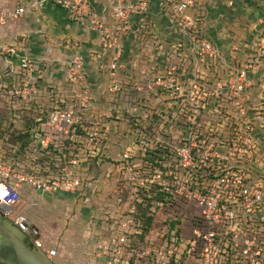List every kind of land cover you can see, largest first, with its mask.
Wrapping results in <instances>:
<instances>
[{"label":"rangeland","instance_id":"1","mask_svg":"<svg viewBox=\"0 0 264 264\" xmlns=\"http://www.w3.org/2000/svg\"><path fill=\"white\" fill-rule=\"evenodd\" d=\"M227 58L230 60L229 56ZM219 61L217 57L213 61L216 64L198 67L199 72L193 76L196 88L187 83V75L192 78L195 66L185 63L179 67L175 75L181 74L184 68V76L180 78L185 82L176 85L178 90L174 96L172 90L153 86L147 97H139L131 92H139L140 86L137 89L135 85L125 84L127 96L131 98L120 100L118 106L121 109L123 104L127 110L119 113L111 107L107 115L98 117H94L88 107H83L79 99H74L76 86L67 79V84L57 88L46 87L41 80H31L27 85L30 88H26L22 73L13 84L5 75L1 76L0 165L14 170L13 174L37 176L48 171L54 174L57 168L69 166L67 161L74 159L82 184L95 183L97 188L105 190L113 200L119 221L126 220L135 201L162 192L164 201L149 210L153 221L144 236V252L151 254L150 242L155 239L173 252L175 264H264L263 225L246 217L229 223L223 222L222 217L205 222L197 200V196L207 190L210 192L213 186L210 175L218 165L217 160H223L217 155L226 156V160L233 163L230 160L233 134L218 128L223 112L232 106L230 85H224L228 83L225 82L219 87L218 83L229 79L232 70L221 72ZM64 97L68 98L66 102L56 104V100ZM118 106L115 107L118 109ZM70 108L78 115V128L84 135L79 140L83 143L79 148L69 147L63 165L37 164L38 155L32 148H21L25 133L37 122L48 123L54 109ZM95 125L100 132L96 147L84 146ZM224 141L228 144L221 147ZM107 142L110 148L103 147ZM187 150H191V164H184L181 158ZM241 167L246 173L249 165ZM262 184L264 186V182ZM23 189L14 207L16 211L25 200ZM26 208L27 204H23L17 213H23ZM130 231L133 232L132 227ZM135 258L137 264H141L138 255Z\"/></svg>","mask_w":264,"mask_h":264},{"label":"crops","instance_id":"2","mask_svg":"<svg viewBox=\"0 0 264 264\" xmlns=\"http://www.w3.org/2000/svg\"><path fill=\"white\" fill-rule=\"evenodd\" d=\"M89 1L97 15L109 19L106 11L110 10L112 0ZM147 3L145 14L131 17L134 32L120 38L121 56L111 76L108 70L99 67L96 58L101 53L98 34L73 21L65 10L41 0H0V47H12L16 51L15 55L0 51V78L5 75L8 82L15 83L18 75H24L19 58L27 56L32 62L33 79L41 80L46 87L57 88L67 84V61L80 54L84 61L85 80L82 86L75 85V93L86 88L91 96L94 117L107 115L111 107L120 113L127 109L123 104L119 109V101L131 98L127 96L125 84L135 85L137 89L140 86L139 92L131 93L147 97L152 87L150 82L156 75L164 73L166 60L176 59L172 53L178 44L184 45L181 51L188 58L183 60V66L185 63L196 66L192 68V78L200 70L198 66L204 68L216 64L213 61L218 57L221 72L228 68L232 70V76L221 79V83H231L234 69L249 54L247 45L264 26L259 24L264 16L261 0H199L192 15L200 18L201 35L215 52L213 59L199 63L189 57L187 39L173 29L161 7V0H147ZM18 8H23L24 12L16 14ZM110 54L105 55L104 64L110 62ZM187 76L192 79L189 74ZM260 76V72L249 75L253 98L258 92ZM103 147L110 148V142ZM23 190L26 201L19 208L23 204H27V208L21 214L32 224V235L42 248L56 251L55 264L104 263L98 256L97 243L111 235L112 218L117 216L113 200L105 190L90 182L82 184L75 192ZM13 229L9 224L0 223V253L10 257L16 251L12 242Z\"/></svg>","mask_w":264,"mask_h":264},{"label":"built area","instance_id":"3","mask_svg":"<svg viewBox=\"0 0 264 264\" xmlns=\"http://www.w3.org/2000/svg\"><path fill=\"white\" fill-rule=\"evenodd\" d=\"M261 1L264 3V0ZM41 2H50L62 8L73 21L84 24L86 28L98 34L101 53L96 58L99 67L108 70L111 76L114 75L121 56L120 38L134 32L135 27L131 17L143 15L148 9L147 0H112L110 10L106 11L109 12V19H106L105 16H99L94 12L89 0H41ZM198 2L199 0H161V7L173 29L187 39L189 57H194L199 63H204L208 59H213L215 52L212 45L201 35L200 18L192 15V10L198 6ZM23 12V8H18L15 13L22 14ZM259 24L264 25V16L260 18ZM183 46L178 44L174 48L172 54L177 56L176 59L166 60L167 66L164 73L153 78L150 82L152 87L172 90L171 94L174 96L175 90H178L176 85L185 82L180 78L184 76V68L181 74L178 72V76L175 75L176 70L183 66V60L188 59L181 51ZM246 49L249 50V54L239 67L234 69L232 82L224 84L230 85L232 106L229 111L223 112L218 124V128L231 131L233 134L230 145L233 156L230 160L235 165L228 162L226 156L217 155L218 159L223 160H217L218 165L210 175L213 182L210 192L207 190L205 194L199 196L194 194L193 196H197L205 222L217 221L219 217H222L223 222L229 223L246 217L256 222L257 225L264 226V186L262 184L264 182V26L256 32V37ZM0 51L10 55L16 54L12 47H0ZM108 52L111 53L110 62L104 64L103 59ZM19 65L24 72L23 79L26 80L24 85L30 88L27 85L34 80L32 62L27 56H22L19 58ZM66 65L68 83L82 86L85 80L82 56L73 55ZM257 72H260L261 76L257 83L258 92L253 98L251 93L253 83L249 75ZM194 82V78L187 81L193 85V88H196ZM222 84L219 82V87ZM74 99H79L83 107H88L90 111L93 110L91 96L86 88L83 87L79 94H75ZM67 100L68 98L64 97L55 102L57 104ZM78 122V115L72 108L54 109L50 113L48 123L41 124L39 130L33 132V144H39L41 149L45 150L50 145L61 148L65 141L72 140L75 147L78 144L80 147L83 142L75 134V126L80 124ZM99 133L97 125L91 127L84 146L96 147L97 138L100 137ZM57 139L59 143H55ZM226 144L228 142L224 141L221 147ZM190 152L191 150H187L182 156L180 155L184 164H191ZM56 160L59 161L60 158ZM67 162L69 166L62 167L57 173L43 175L38 172L40 174L37 176L34 173L23 176L13 174L14 170L11 171L6 165H0V213L19 230L23 232L28 230L32 233V228L27 224L28 220L22 214L16 213L14 209L20 201L21 191L24 187L43 193L77 191L82 181L75 170L76 162L74 159H69ZM245 164L249 165L246 173L241 167ZM112 221L114 226L111 235L97 243L98 256L103 258V264H130L129 258L133 255L128 250L130 243L128 236L131 233L130 216L126 217L125 221H119L117 218H112ZM33 242L51 264H55L53 258L56 251L42 248L41 243L36 239ZM150 244L152 245L151 254L149 251L143 253L145 257L151 256L150 264L176 263L173 252L166 250L157 240H152ZM136 255L139 257V254H135L134 264H137Z\"/></svg>","mask_w":264,"mask_h":264},{"label":"trees","instance_id":"4","mask_svg":"<svg viewBox=\"0 0 264 264\" xmlns=\"http://www.w3.org/2000/svg\"><path fill=\"white\" fill-rule=\"evenodd\" d=\"M63 107V105H61ZM44 120V119H43ZM41 124H43V121L38 123L33 127L30 128L24 135L25 140L21 144V148L23 150L31 149L38 155L36 158V163H42L46 162L47 165L52 164H58V165H63V162H66V155L67 152L69 151V147H75L72 144V140H67L64 142L63 146L61 148H56L50 145L47 149H41L39 144L34 145V131L39 130ZM75 134L79 137H83L84 135L81 134V130L78 128V124L75 126ZM80 133V134H79ZM32 144V145H31ZM31 146V147H30ZM79 148V146L75 147ZM61 150V151H60ZM55 155H58L60 158L59 161L55 160ZM56 161V162H55ZM62 166H60L57 172L61 170ZM45 170V169H44ZM56 172V173H57ZM48 172L44 173L43 175L48 174ZM168 196V195H167ZM169 199L170 196H168ZM164 196L162 192H156L154 196L150 195H145L143 198L140 199L139 202H134V205L132 206V210L128 211V215L130 216L131 219V227L133 228V232L129 234V247L128 250L132 255V257L129 258V263L134 264V256L135 254L139 253V262L146 261L147 264H150V260L148 257H145L143 255L144 253V248H143V241H144V236L145 234L150 230L151 224L153 221V218L151 215H149V210L150 207L159 201H164ZM147 201V202H145ZM132 239V240H131Z\"/></svg>","mask_w":264,"mask_h":264},{"label":"water","instance_id":"5","mask_svg":"<svg viewBox=\"0 0 264 264\" xmlns=\"http://www.w3.org/2000/svg\"><path fill=\"white\" fill-rule=\"evenodd\" d=\"M0 223L9 224L14 229L12 233L13 244L15 245V253L12 257L7 254L0 253V264H51V262L44 256L38 247L33 243L36 237L30 231L19 230L8 218L0 215ZM29 227L33 228L30 222H27ZM9 237V236H7ZM7 243V242H5Z\"/></svg>","mask_w":264,"mask_h":264}]
</instances>
